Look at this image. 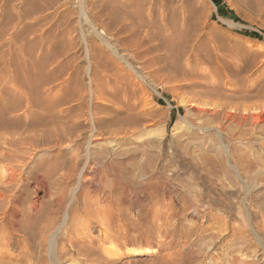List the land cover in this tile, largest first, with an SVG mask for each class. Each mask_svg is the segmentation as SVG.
<instances>
[{
    "label": "rangeland",
    "instance_id": "374dc122",
    "mask_svg": "<svg viewBox=\"0 0 264 264\" xmlns=\"http://www.w3.org/2000/svg\"><path fill=\"white\" fill-rule=\"evenodd\" d=\"M173 30L182 36L177 41ZM255 80L263 91L243 98L242 87ZM27 101L32 112H24ZM1 102L19 104L13 123L32 124L25 134L37 132L44 148L55 139L47 137L49 128H74L66 131L75 141L28 156L21 199H43L35 187L52 165H66L75 154L82 165L94 126L100 134L90 152L97 165L118 160L130 169L134 194L118 201V217L105 231L98 215L83 217L84 230L81 217L70 224L94 254L89 261L69 250L71 264L180 263L188 250L219 251L212 215L220 225H240L247 210L264 214V121L253 127L226 115L235 114L237 103L264 109V0H0ZM12 163L1 161L0 173ZM154 169L160 178L149 195L145 183ZM87 175L83 186L98 192L96 173ZM155 211L160 220L152 218ZM159 224L160 237L153 235ZM12 250L0 247L15 256Z\"/></svg>",
    "mask_w": 264,
    "mask_h": 264
},
{
    "label": "bare ground",
    "instance_id": "6f19581e",
    "mask_svg": "<svg viewBox=\"0 0 264 264\" xmlns=\"http://www.w3.org/2000/svg\"><path fill=\"white\" fill-rule=\"evenodd\" d=\"M81 3H83V1H81ZM182 22H185L184 18ZM164 29L166 31L168 30V28H164ZM173 32L175 33L176 36L178 31L176 30L175 32L173 30ZM181 37L182 36L180 35L176 36L175 37L176 41L177 39L179 40ZM190 51L188 50L189 58H190ZM188 57H187L188 60L187 62L189 64L191 60H189ZM257 84L258 82L257 80H255V82L249 83L248 87H242V90L239 89L242 92L241 96L243 98L249 97L250 96L249 93L254 89H256L257 92L261 91L262 85L257 86ZM228 97L229 96L227 95L226 98ZM229 100L235 101L233 99H229ZM246 100H248V98ZM8 103L6 102L0 103V109H2V112L0 113V162L4 160H11V162L14 161L15 163L14 164L12 163L13 165H9L8 167H5L3 170H1L2 174L0 173V247L4 245H7L9 249L11 247V249H13L12 251H15L14 254L15 256L11 255L13 252L0 251V264H71L69 262L72 260L70 257L71 255L70 252H76L77 255L79 254L78 255L79 257L81 255L82 257L80 259L86 257V259L89 260V258H92L94 254L92 255L89 253L90 251H88V249L86 248V246L88 245L84 246L85 238L82 236H78L81 235V232L77 234L78 229H75L77 231H75V233L72 234L73 232L72 233L70 232L71 228H69V226L71 227L70 224L75 219L81 217L82 220L79 219V221L81 220L80 222L82 223V224L79 223L82 225L80 230H84L85 227L83 225L88 224L92 220L91 218L94 215H98L100 216L99 227L104 231L106 230L105 229V227L107 226L106 222H108L111 218L114 219L117 216L116 205L118 201L122 199L123 200L128 199L132 194H134L131 183L132 180L128 175V172L130 171L129 168H128L129 171L127 170L128 165L118 160H116L117 161L116 165H105V163H103L104 161H102L103 163L102 165H97L99 164L98 161H96L97 159L95 160L97 162L96 163L92 157L93 154L90 152L92 143L95 141L94 139L99 137L97 135L100 134V130L96 128V126H94L95 128L93 127L89 129V133L85 138V150H87L86 151L87 158L85 162L82 165H78V157L75 154V157H71L72 159L69 160L66 163V165H52L50 169L48 170L46 169V171H43L45 178L43 179L40 178L39 184H36L37 187H35V189H39L43 192L42 195L43 199L41 198L42 200H40L36 198L34 200L32 199L29 200L28 197H25L28 198L29 200V201L27 200L28 202H26L25 198L21 199V193L19 194V192H21L22 181L24 179L23 176L26 172V167H27V165L24 164L26 163L27 158L28 159L30 158L28 156L33 155L36 151L44 152V154L46 151L53 153V151L55 152L56 147H59L60 149V146L64 144L66 141L70 142L71 140H74L71 139L70 137L73 132L69 133L68 131H66V129L70 130L73 125L70 124L72 125L71 127L65 125L66 127L64 128H57V126L53 124V126L54 125L55 126L49 128L47 133L46 132L45 133L47 134V137L55 136V139H50L49 144H47V146L44 148L43 147L45 145L43 143L44 139L39 140L42 138H39L40 135H38L39 137L37 136V132L36 134L34 133L25 134V132H27V129L29 131L31 130L30 128L32 124L27 123L25 125L16 126L17 124L13 123L19 117L17 114L14 113L20 107L19 104L12 105V103L11 104ZM5 104H7L8 106H6ZM220 105L221 103H219V106ZM249 106L243 107V105H239L237 103L234 106V108L232 107L233 109L228 108L231 111L233 110L235 114H230L231 112L230 113L227 112L226 115L228 118L230 119L233 118V120L235 121L237 119H240L241 121L245 120L247 123L249 122L251 126L256 127L260 122L264 121V109L263 108L256 109L254 107L252 108ZM31 108H32L31 102L27 101L25 104L24 112L27 113L32 112L31 110L33 108L32 109ZM223 108L224 107H222V109ZM143 114L145 117L148 116L153 117L155 115V112L149 111L148 113H145L143 111ZM137 120H135V123L138 122ZM79 127L75 129V131L77 130V133L79 132L80 134ZM124 132L126 133L127 131L125 130ZM68 133L70 136L68 135ZM79 134L78 135L75 134V136L78 137ZM47 140L49 139L47 138ZM18 145H22V147H26V148L19 149ZM107 157H109V155H107ZM116 158H118V156ZM111 161H113V159ZM92 162L95 165H92L91 164ZM19 163L20 165H18ZM157 169H154L153 171L155 172L154 173L155 175H151L153 177L150 178V180H148L145 183V186L148 187V189H150L149 192H146L149 195L152 194L151 192L153 191L154 186H156L154 185L155 184L154 181L160 178L158 177L160 176V174L158 173ZM94 172L96 173V177H97L94 178L98 180V186H99V189H97L98 192H96L95 190H91L89 187L83 186L84 176L88 174L90 175V177L88 178L94 179L91 176V174ZM156 173H158V176L156 175ZM72 180H75L73 184L74 186L67 198L65 207L61 208L62 203L65 200V195L67 193L69 183ZM151 184H153L154 186H152ZM73 202L74 204L70 209L71 207L70 205H72ZM44 203H46L47 205H45ZM25 204L27 205L26 208H28L27 209L28 212L24 213L22 218L17 220L16 218L17 210H19V208L23 207ZM46 208H47V212L46 211L45 212L47 213V216H44L46 217V219L43 220L41 219L43 218L41 212L42 209H46ZM48 209L50 210V212H48ZM60 209H62L61 212ZM243 215L244 216L246 215V218L243 219V222L240 225H233L231 224V222H229V220L226 219H225L226 221L224 220L225 222H223L224 225H220L219 222L222 221L221 218H219V216L212 215L211 219L217 228L216 232L212 234L214 239L212 241L214 243L216 242L220 243L217 247L219 251L216 252L213 250V252H210L211 247L203 249L202 251L193 250V249L188 250L187 252L183 251L185 253L183 259L181 260L180 263H175V264H264V214L260 213L258 217H254L251 215L250 211L247 210L245 214L243 213ZM40 216L42 217L40 218ZM83 217H86L84 219H88L89 222L83 220ZM159 217L160 214L157 211H155V213L152 214V218L155 220L156 219L160 220ZM77 221L78 220H75L74 223ZM74 226L75 225H73V227ZM63 229L65 230V232L63 231ZM161 229H162L161 225L160 224L157 225L156 227L157 231L155 232L157 234H153V235L154 236L156 235L158 237H160L161 235L163 236L164 234L161 232ZM109 232L110 231H108V233ZM16 235L17 236L19 235L20 237H17ZM105 235H107V233ZM229 236L230 237L232 236L233 239H236V241L231 243L229 241ZM100 237H101V233H100ZM107 237H109V234ZM86 238L87 239L89 238L88 234L86 235ZM107 240L109 241L108 238ZM100 241H102V239ZM88 242H91L90 238ZM116 245L117 244H115V246ZM157 246L159 247V244H157ZM185 247L187 246L185 245ZM103 248L102 250H104ZM250 253L252 255H250ZM91 255L92 257H89ZM97 255L96 257H98ZM72 257L74 258V256ZM10 260H12V262H10ZM76 262H78L77 264L79 263L82 264L83 261L81 260L80 262L79 261Z\"/></svg>",
    "mask_w": 264,
    "mask_h": 264
}]
</instances>
